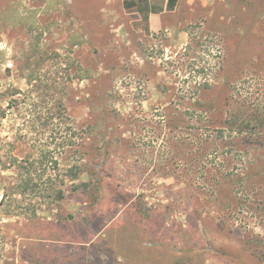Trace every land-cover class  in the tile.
<instances>
[{
    "label": "rangeland",
    "instance_id": "rangeland-1",
    "mask_svg": "<svg viewBox=\"0 0 264 264\" xmlns=\"http://www.w3.org/2000/svg\"><path fill=\"white\" fill-rule=\"evenodd\" d=\"M135 1L0 0V264H264V0Z\"/></svg>",
    "mask_w": 264,
    "mask_h": 264
},
{
    "label": "trees",
    "instance_id": "trees-1",
    "mask_svg": "<svg viewBox=\"0 0 264 264\" xmlns=\"http://www.w3.org/2000/svg\"><path fill=\"white\" fill-rule=\"evenodd\" d=\"M178 0H167V10L173 11L177 6ZM127 9L137 8L140 12L145 13L146 8L148 6V0H136L135 2H127L124 4ZM145 18L147 16L145 15ZM87 167H73L69 169V174L72 181H76L80 175L87 174L91 179L88 183H83L82 185L74 187L73 191H80L82 190L84 193H88L91 188L92 178L94 177L93 174L89 173L86 170ZM100 189V188H99ZM48 198L52 199L53 203H58L64 199L63 191L62 190H54L53 188L47 190Z\"/></svg>",
    "mask_w": 264,
    "mask_h": 264
}]
</instances>
